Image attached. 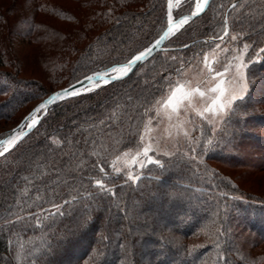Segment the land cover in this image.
<instances>
[{"label":"trees","instance_id":"obj_1","mask_svg":"<svg viewBox=\"0 0 264 264\" xmlns=\"http://www.w3.org/2000/svg\"><path fill=\"white\" fill-rule=\"evenodd\" d=\"M190 2L174 14H189ZM166 12L167 0H0V123L10 125L0 139L50 94L150 46L166 28ZM230 33L255 50L264 38V0H211L130 76L48 107L0 156V264H264V197L205 167L215 180L202 181L180 155L146 166L136 183L113 169L118 156L138 148L146 108L169 88L159 78L173 83L182 63ZM260 101L229 113L223 128L236 156L227 160L248 170L254 163L257 173L264 171ZM141 200H148L142 213ZM85 209L93 226L53 254L49 245L56 248ZM142 217L150 222L139 227ZM139 245L145 255L137 256Z\"/></svg>","mask_w":264,"mask_h":264},{"label":"rangeland","instance_id":"obj_2","mask_svg":"<svg viewBox=\"0 0 264 264\" xmlns=\"http://www.w3.org/2000/svg\"><path fill=\"white\" fill-rule=\"evenodd\" d=\"M183 1V0H182ZM191 1V0H190ZM194 4V0H193ZM177 8L173 7V12L175 13ZM183 15V14H181ZM237 36L235 41L232 40V36ZM223 35L221 36L220 41L213 45L211 48L203 51L200 56H196L190 64L186 65L182 69L180 76L174 78L175 85L177 81L185 84V90H193L197 87H200L202 91H206L212 87H215L217 84L226 90L235 89L237 86L234 81L235 76V64L239 63L236 57L239 55V50L243 49L244 44L249 45V49L246 53L248 59H253V63L249 64L246 68V82L248 84V92L246 96L250 94L249 97L252 98L253 102L257 100H264V86L259 78V73H261L262 80L264 79V52L261 49H264V38L263 41L257 45V48L253 50L252 43L244 42L242 45L239 44L238 35L229 34V36L222 40ZM207 59V63L205 60ZM254 65V66H253ZM228 68L229 71H225V68ZM263 69L261 71L257 68ZM211 71V75H209ZM219 71L221 73L220 77H216L215 73ZM93 90V89H92ZM169 88L166 92L157 100L160 101V110L161 118L159 121L156 120L157 112L155 108H151V111L148 112L146 121L142 127L141 134L143 135V140H141L140 135V148L134 150H127L120 156L115 159L113 163V169L116 173H121L127 180H130L134 183L141 177L143 169L150 165L147 160L143 159L142 156V145L151 144L154 149L149 154L153 159L163 160L173 157L175 155H180L185 158V162H192L195 168L194 173H198V169L204 176L199 175L200 180H206L207 183H212L214 179L213 176L205 174L202 169L205 167L208 170H211L212 173H217L220 177L231 180L230 182H236L244 189L259 194L261 197H264V171L257 173L253 170L257 168V165L251 163L249 169H243L237 167V164L233 160H227L226 157H234V146H229L227 143L226 133L223 132V128L227 117L230 113L229 109L225 110L223 118L220 116H212V114H205V116H200L198 114L199 108L205 107L206 105L201 101L198 105L197 110H189L191 104L189 103L192 100L193 103L197 100H201L198 94L194 98H184L180 101L179 107L177 109L178 113H182L181 121L182 123L177 127V121L173 120L169 122L167 115H164L165 106L163 101L169 95ZM210 95V94H209ZM210 102V101H209ZM187 106V107H186ZM171 111V109H167ZM41 112L37 113V116ZM214 120L215 123H209V120ZM151 121V122H150ZM147 125V128H146ZM10 125H4L0 123V133L8 129ZM194 139H209L211 142L208 147H204L201 143L199 148V156L197 159H192L191 155H185L188 152V145L190 141ZM159 145V148H157ZM234 145V144H233ZM229 149H227V148ZM250 151V149H248ZM241 152L242 156H245L248 151ZM243 151V150H242ZM138 152L140 153L138 155ZM161 152H169L170 155H161ZM216 156L215 159L209 160V157ZM217 155H216V154ZM236 157V156H235ZM234 157V159H235ZM217 159V160H216ZM143 163V167L141 166ZM129 174L132 175L133 179H129ZM143 207L138 208L139 212L142 208L147 209L148 200H141ZM155 200L151 201V203ZM167 209L168 207H162ZM160 208V210L162 209ZM141 212V211H140ZM150 212V211H149ZM142 213V212H141ZM153 215V212H150ZM154 213H157L154 212ZM144 214V213H143ZM144 216V215H142ZM146 217H142L138 226L142 227L147 222H150ZM237 230V227H234ZM113 251V249H110ZM137 256L145 255V248L142 245L136 247ZM104 264H109V259H107Z\"/></svg>","mask_w":264,"mask_h":264},{"label":"snow or ice","instance_id":"obj_3","mask_svg":"<svg viewBox=\"0 0 264 264\" xmlns=\"http://www.w3.org/2000/svg\"><path fill=\"white\" fill-rule=\"evenodd\" d=\"M208 4H209V0H194V4L190 2L188 5L190 8V14L178 15L177 18V14H174L173 12V7L175 5L177 9H180L182 6V0H167L166 29L163 30V33L159 36V39L155 41L154 46L158 47L162 41H164L169 36L174 35L175 32L179 31L182 28V26L187 25L193 18L198 17L201 13L205 11L206 6ZM232 7L235 6L232 5ZM228 32H229V28L227 25V20L225 18L223 33L227 35ZM216 38L220 39L221 37L217 36ZM236 39L237 36L233 35L232 40L235 41ZM183 47L186 48L188 47V45H183ZM152 48L153 45L144 47L142 50H139L136 54L131 55V58L128 59L126 63L116 64L111 68L105 70L104 72L95 73L92 76L86 77V79L89 80L90 82H94L95 80L98 79L100 82L103 83H108L110 82V80L121 79L124 76H126L129 71L132 70V65L135 62L141 61L148 53L152 51ZM248 49H249V45L244 44L243 49L239 50V55L236 57L239 63L235 64L234 81L237 86L235 87L234 90L233 89L226 90L222 88L220 84H217L215 87L207 89L206 91H202L200 87L186 91L184 83L177 81L175 85H173L170 77L161 76L157 81V84H159L160 80H163L169 85L170 94L163 101L165 106V112L163 114L167 115L169 122L176 120L177 127H179V125L182 123L181 116L183 115L182 113L177 112L180 101L184 98H194L197 94L201 98V100H197L195 101V103H193L192 100H190L189 103L191 104V108L189 110H194V111L197 110L198 105L201 103V101H203V103L206 106L199 108L198 114L200 116H205V114L210 113L214 117L220 116L221 118H223V114L225 113L226 109L230 110V114H235L236 112L246 113L248 111L249 105L253 103L252 101H248L246 96V93L248 92V84L246 82L247 78L244 70L248 68L249 64H252L254 62L253 59H248L246 56ZM261 51L264 52V49H261ZM205 63H207V59L205 60ZM183 67L184 66L182 63L181 67L175 70L178 76L181 75ZM225 71L227 72L229 71V69L226 67ZM209 75H211V71H209ZM215 75L216 77H220L221 73L217 71ZM85 91H88V89H85ZM156 91H163V86L161 85L159 88L156 89ZM69 95H77V93L69 92L67 90H62L61 92L53 94L47 100L40 103L37 108L33 109L32 112L27 117H25L23 123L27 125L28 129L33 128L37 124V113H39L41 110L47 109L48 106L53 104L55 101ZM160 103H161L160 101H157L155 105H152V107L155 108L157 112V117H156L157 121H159L161 118ZM259 103H264V101H260ZM146 104L151 105V101L146 100ZM167 109H171V111H167ZM146 111L150 112L151 109L146 108ZM209 123H215V121L210 119ZM24 135L25 133L23 131V125H21L19 131L13 130L12 135L8 139L4 141H0V147H2V151H0V156H3L4 153L8 152L9 149L12 148L14 145H16L17 141H19ZM141 140H143L142 134H141ZM210 142L211 141L209 139H203L202 141L200 139H194L190 141L188 145V152L185 153V155L190 154L192 159L194 160L197 159V157L199 156V148L201 146V143L206 148L208 147ZM137 147L140 148L141 145H137ZM157 148H159V145H157ZM153 150L154 149L152 148L151 144H143L142 145L143 159L147 160L151 164L160 165L161 164L160 159H153V157L149 154ZM139 154L140 153L138 152V155ZM161 155H170V153L161 152ZM103 163H104L103 161H100L98 165L100 167L101 172L105 170L103 167ZM141 166L143 167L142 162H141ZM161 171H163L162 166H161ZM129 179H133L131 174H129ZM94 183L97 186L102 187L100 180H95ZM114 194L115 193L113 192V195ZM73 199H75V197H73ZM53 207L56 208L57 206L53 205ZM29 215L31 214L29 213ZM20 219L21 217L16 216L14 220H8L6 222L12 224L16 221H19ZM93 224H94V217L87 209H85L78 217H75L73 219L70 227L65 228L64 239L57 244L56 248H52V245H49V248L52 250V253L55 254L57 249L61 247L62 244H71L74 239L86 234L87 231L93 226ZM45 264H54V262L46 261Z\"/></svg>","mask_w":264,"mask_h":264},{"label":"water","instance_id":"obj_4","mask_svg":"<svg viewBox=\"0 0 264 264\" xmlns=\"http://www.w3.org/2000/svg\"><path fill=\"white\" fill-rule=\"evenodd\" d=\"M210 2H211V0H209V4H210ZM208 4V5H209ZM208 5L206 6V9H207V7H208ZM206 9H205V11H206ZM204 11V12H205ZM203 12V13H204ZM203 13H201L200 15H202ZM190 14V13H189ZM184 15H188V14H184ZM199 15V16H200ZM198 16V17H199ZM178 18V17H177ZM197 18V17H196ZM196 18H193L192 20H194V19H196ZM191 20V21H192ZM183 27V26H182ZM166 29V28H165ZM162 33H163V31H162ZM161 33V34H162ZM176 33V32H175ZM160 34V35H161ZM173 35H171V36H169L168 38H166L164 41H162L161 42V44L158 46V47H155L154 46V44H155V41L157 40V39H159V37L155 40V41H153L150 45H153V48H152V51L150 52V53H148L141 61H138V62H135L133 65H132V70L131 71H129L128 72V74L126 75V76H124L123 78H121V79H116V80H110V82H108V83H103V82H100L98 79L97 80H95L94 82H90L89 80H87L86 78H83V79H81V80H79V81H77V82H75V83H73V84H71V85H69V86H67V87H65V88H62V89H60V90H58V91H56V92H54V93H52V94H50L48 97H46L44 100H42L40 103H42L43 101H45V100H47L50 96H52L53 94H55V93H58V92H61L62 90H67V91H69V92H76L77 93V95H79V94H82V93H85V92H87V91H85V89H88V91L89 90H92V89H95V88H97V87H100V86H104V85H107V84H109V83H113V82H116V81H120V80H122V79H124V78H126V77H128V76H130L143 62H145L147 59H149L151 56H153L155 53H157V52H159V51H162V50H164V44H165V42L170 38V37H172ZM105 71V70H104ZM104 71H98V72H104ZM98 72H96V73H98ZM95 74V73H94ZM93 74H91L90 76H92ZM111 75V74H110ZM72 96H76V95H69V96H66V97H63L62 99H59V100H57V101H55L54 103H56V102H59V101H61V100H64V99H67V98H70V97H72ZM39 103V104H40ZM39 104L35 107V108H37L38 106H39ZM52 105V104H51ZM50 106V105H49ZM48 106V107H49ZM34 108V109H35ZM48 109V108H47ZM47 109H45V110H41V113L37 116V123H38V121L40 120V118L46 113V111H47ZM32 111H30L27 115H25L23 118H22V120L15 126V127H13L4 137H2L1 139H0V141H4V140H6V139H8L11 135H12V133H13V130H16V131H19L20 130V127H21V125H23V131H24V133H25V135L27 134V133H29L33 128H31V129H28L27 128V125L26 124H24L23 122H24V119H25V117H27L30 113H31ZM24 135V136H25ZM23 136V137H24ZM22 137V138H23ZM21 138V139H22ZM20 139V140H21ZM19 140V141H20ZM19 141H17V143L19 142ZM15 146V145H14ZM9 150H11V148L9 149ZM0 151H2V147H0ZM7 153V152H6ZM5 154V153H4Z\"/></svg>","mask_w":264,"mask_h":264}]
</instances>
